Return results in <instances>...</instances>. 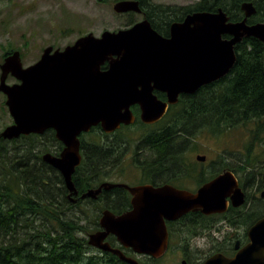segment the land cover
Returning a JSON list of instances; mask_svg holds the SVG:
<instances>
[{"label":"water","instance_id":"obj_1","mask_svg":"<svg viewBox=\"0 0 264 264\" xmlns=\"http://www.w3.org/2000/svg\"><path fill=\"white\" fill-rule=\"evenodd\" d=\"M241 9L245 16L238 21L230 20L223 8L189 13L172 23L170 36L157 31L148 18L127 28L105 30L100 36L89 32L64 48L47 46L40 59L29 66L23 65L19 50L13 51L0 66V92L7 95L14 122L0 131V140L54 129L64 148L59 155L46 152L42 158L60 171L70 196L78 194L73 174L82 161L83 132L101 126L111 133L134 123L135 105L140 106L143 122L156 123L170 105L178 103L181 94H193L226 76L236 63L237 43L246 37L264 42V21L248 23L258 12L255 4L246 0ZM114 10L143 11L140 0H119ZM10 74L19 82L9 84ZM156 90L165 92L167 101L160 99ZM198 156L205 160V155ZM118 185L132 193L133 208L120 214L104 210L101 229L91 233L88 241L129 264L143 263L112 246L107 241L110 234L124 247L156 256L167 248L165 219H177L191 210L224 212L228 198L236 206L244 202V191L230 170L196 192L170 184L154 187L104 182L85 195L95 197L103 187ZM249 237V243L234 257L218 253L203 264H264V216L250 228Z\"/></svg>","mask_w":264,"mask_h":264},{"label":"trees","instance_id":"obj_2","mask_svg":"<svg viewBox=\"0 0 264 264\" xmlns=\"http://www.w3.org/2000/svg\"><path fill=\"white\" fill-rule=\"evenodd\" d=\"M141 1L144 16L160 33L167 35L172 22L181 21L195 11L223 8L230 20H241L244 17L241 3L246 0H198L184 6ZM250 1L258 5V12L248 22L264 21V0ZM235 48L237 60L226 76L200 87L193 94L182 95L160 123L161 127L171 128L156 131V134L151 132L150 136L147 134L143 138L155 141L148 146H151L152 155H155L158 163L169 164V158L177 160L186 155V140L192 141L197 131L207 129L216 136H222L243 127L248 132L243 148L220 152L218 157L221 162L217 166L222 168L208 172L206 181L222 169L232 170L243 177H246L244 174L250 175L254 183L262 178L264 42L255 37H246ZM13 50L8 49L4 56ZM156 92L162 97V93ZM133 108L138 112L137 106ZM124 127L152 126L136 121L134 125ZM43 139L49 142L45 151L54 154L61 151L63 143L56 138L54 130H48L44 135L30 134L0 141V264H128L115 254L91 246L88 237L83 235L84 232L90 234L100 229L101 212L98 211L97 217L86 224L66 214L64 201L57 199V196L67 199L64 178L56 168L43 160V152L35 151ZM84 150L83 164L88 156L90 166L99 153H87V147ZM96 151L99 152V149H94L93 153ZM227 155L237 159L235 162L222 159ZM83 166L74 173L73 179L78 186L86 189L91 186V180L80 175ZM66 203L75 208L69 200ZM39 217L42 223L36 226L34 222ZM113 243L111 240L115 246ZM92 250L96 253H89Z\"/></svg>","mask_w":264,"mask_h":264},{"label":"flooded vegetation","instance_id":"obj_3","mask_svg":"<svg viewBox=\"0 0 264 264\" xmlns=\"http://www.w3.org/2000/svg\"><path fill=\"white\" fill-rule=\"evenodd\" d=\"M141 4H143L142 1ZM166 36H170V28L169 33ZM6 54L9 55V53ZM7 55H3V61ZM106 67L107 63L103 68ZM9 77L15 79L14 82L9 84L19 82L13 75L10 74ZM159 93H162V97L156 92L158 97L163 101H167V94L162 91H159ZM0 94L5 97L4 102L6 104L7 95L4 92H0ZM182 95L185 94H181L180 97H182ZM174 105L169 106L165 116ZM135 106L138 107V112L132 108L136 115L134 123L129 125L123 124L119 129L111 133L105 132L101 126H97L93 127L91 131L83 132L80 135L82 161L76 168V171L79 167L84 165L81 168L80 175L87 179L89 178L91 180V186L82 189L80 187L81 185L78 186L74 181L78 194H72L70 196V191L65 184L68 190L66 200L73 203L75 208L77 207L82 211H86L94 209L93 207H95V210L100 212L110 210L116 214L129 211L133 208V195L130 190L124 186L118 185L110 188L103 187L101 192L95 197L85 195V193L92 188H100L104 182L115 184L124 183L129 186L149 184L154 187L170 184L180 189L196 192L206 182L226 171L225 169H222L215 176L206 181L208 172L217 169L220 170V168H222V166H217V164L221 162L220 157L207 158V156H205V160H201L198 155L196 157H187L186 155H183L178 157L177 160L173 157L169 158V164L158 163L155 160V155H152L153 152L151 146H148L149 143L155 141L143 138L148 136L147 134L150 136L151 132L156 134V131H165V129L171 127L159 126L165 116L156 123L149 124L143 122L141 119L140 106ZM136 121H141L152 127H140V129H149V132L143 133L141 138L135 141V144L132 140H128L119 135L124 130L132 128L124 126H132ZM92 130H95L98 134H95ZM45 133L46 132L41 135H44ZM89 133H93L99 138L87 139L86 135ZM62 145L61 151L64 148V144ZM83 146L84 148L87 147V153L91 152L92 155L99 153L95 156L97 159L91 161L90 166H88V156L87 162L83 164L85 151L84 148H82ZM96 148L99 149V152L96 151L93 153ZM154 151L157 150L154 149ZM60 152L55 155H59ZM102 156L104 159H102ZM232 159L236 160L237 158L227 157L228 161ZM235 174L244 191V202L236 206L232 204L231 199L228 198L230 203L228 209L224 212L207 214L201 210H191L177 219H165L168 239L167 248L163 254L155 256L148 253H137L130 247H124L113 234H110L107 237V241L111 243L112 240L115 245L114 247L121 248L126 255L138 259V261L143 264H159L160 262H163L164 257L166 258L167 256V258H169L170 256H173L175 258V255L176 257L178 256L175 264H182L183 262H185V264H203L211 256L218 253H222L229 258L234 257L241 248L249 243L250 228L257 222V220L264 216V214H262L257 217L262 210L260 209L259 211H256V206L254 204L257 199L264 200V196L262 195L264 192L263 176L259 181L257 180V182L254 183L253 178L250 177V175L244 174L246 177H243L238 173ZM250 188L252 190H249ZM205 243H212V248L209 251L202 249L201 244Z\"/></svg>","mask_w":264,"mask_h":264},{"label":"rangeland","instance_id":"obj_4","mask_svg":"<svg viewBox=\"0 0 264 264\" xmlns=\"http://www.w3.org/2000/svg\"><path fill=\"white\" fill-rule=\"evenodd\" d=\"M117 1L119 0H0V64L3 63V55L10 48L20 50L23 63L27 66L35 63L44 48L49 45L64 48L89 32L99 36L105 30L125 28L143 19L142 14L116 12L114 5ZM148 1L149 4L184 6L194 4L198 0ZM262 8L264 9V6ZM14 81L15 79L12 77L8 78V83ZM4 100L5 97L0 94V131L13 122ZM147 132L149 129L132 127L121 132L119 136L135 142L141 138L143 133ZM86 138L98 139L99 137L89 133ZM247 138L248 132L243 127L230 130L222 136H216L210 130L203 129L196 132L192 141H186L187 150L185 153L187 157H196L197 155H205L207 158L218 157L219 153L224 150L242 149ZM48 144L47 139H43L35 151L44 154L47 152L45 148ZM227 157L228 155L222 159L228 161ZM229 161L235 162L233 159ZM55 192H57L56 189ZM57 199L60 202L64 201L68 216L79 218L83 224L92 222L100 212L95 210V207L86 211L71 208L63 197L57 196ZM254 204L256 211L262 210L257 217L264 214V200L257 199ZM41 223L42 219L39 217L35 220L34 225L38 226ZM47 224L49 225V223ZM26 230L24 229V231ZM83 235L88 237L89 234L84 232ZM201 247L209 251L212 248V243L201 244ZM89 253H96V251L92 250ZM177 257L176 255L175 258L166 256L159 264H175Z\"/></svg>","mask_w":264,"mask_h":264},{"label":"bare ground","instance_id":"obj_5","mask_svg":"<svg viewBox=\"0 0 264 264\" xmlns=\"http://www.w3.org/2000/svg\"><path fill=\"white\" fill-rule=\"evenodd\" d=\"M253 2V1H252ZM254 3V2H253ZM255 4V3H254ZM142 6V5H141ZM255 6L257 7V5L255 4ZM257 11H258V7H257ZM179 21V20H178ZM175 22V21H174ZM173 23V22H172ZM171 23V25H172ZM171 25H170V28H171ZM157 30V29H156ZM158 31V30H157ZM162 34V33H161ZM234 67V66H233Z\"/></svg>","mask_w":264,"mask_h":264}]
</instances>
